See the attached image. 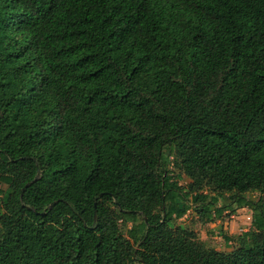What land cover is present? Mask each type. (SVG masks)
<instances>
[{"label": "trees", "instance_id": "obj_1", "mask_svg": "<svg viewBox=\"0 0 264 264\" xmlns=\"http://www.w3.org/2000/svg\"><path fill=\"white\" fill-rule=\"evenodd\" d=\"M0 264H264V0H0Z\"/></svg>", "mask_w": 264, "mask_h": 264}, {"label": "rangeland", "instance_id": "obj_2", "mask_svg": "<svg viewBox=\"0 0 264 264\" xmlns=\"http://www.w3.org/2000/svg\"><path fill=\"white\" fill-rule=\"evenodd\" d=\"M179 183L185 186L187 180L180 179ZM217 205L221 206L222 201H219ZM174 223L194 231L207 248L228 252L236 247L237 236L250 229L251 211L246 207L234 211L226 210L221 218L205 221L194 212V208H190L181 219L175 220ZM130 226L131 223L128 224V227ZM225 237H230L231 240L226 241Z\"/></svg>", "mask_w": 264, "mask_h": 264}]
</instances>
